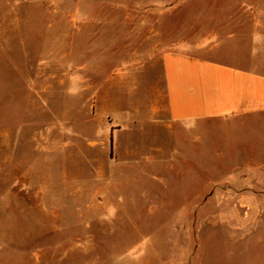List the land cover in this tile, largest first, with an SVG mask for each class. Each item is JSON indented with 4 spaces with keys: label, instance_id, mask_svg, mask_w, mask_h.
Segmentation results:
<instances>
[{
    "label": "rangeland",
    "instance_id": "374dc122",
    "mask_svg": "<svg viewBox=\"0 0 264 264\" xmlns=\"http://www.w3.org/2000/svg\"><path fill=\"white\" fill-rule=\"evenodd\" d=\"M167 53L264 75V0H0V264H264V115L169 127Z\"/></svg>",
    "mask_w": 264,
    "mask_h": 264
},
{
    "label": "crops",
    "instance_id": "0c3cea01",
    "mask_svg": "<svg viewBox=\"0 0 264 264\" xmlns=\"http://www.w3.org/2000/svg\"><path fill=\"white\" fill-rule=\"evenodd\" d=\"M161 68L171 128L264 115V75L251 67L167 53Z\"/></svg>",
    "mask_w": 264,
    "mask_h": 264
}]
</instances>
